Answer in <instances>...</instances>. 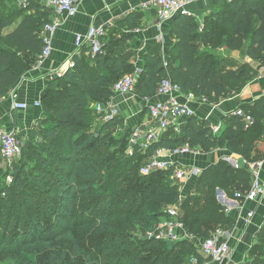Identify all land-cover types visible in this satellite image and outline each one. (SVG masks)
<instances>
[{"label":"trees","instance_id":"obj_1","mask_svg":"<svg viewBox=\"0 0 264 264\" xmlns=\"http://www.w3.org/2000/svg\"><path fill=\"white\" fill-rule=\"evenodd\" d=\"M14 4L0 0V100L36 65L45 48L41 32L53 23L50 10L38 0L27 8ZM170 33L176 42L165 59L155 53L146 56L136 94L151 99L161 81L170 78L184 94L219 102L240 93L254 77L249 63L223 58L221 47L264 65V0H233L216 8L203 25L180 15ZM122 44L114 38L105 42L92 68L75 56L74 67L49 84L41 99L43 116L22 152L36 167L30 172L25 164L16 166L4 197L0 192V259L12 264H190L193 258L202 264L190 240L169 249L165 241L138 239L136 234H147L176 206L180 221L197 239L235 227L216 192L234 197L251 190L247 164L264 136V98L240 109L252 117V125L234 116L215 135L209 121L192 117L179 132H165L144 154L129 156L128 131H120L123 120L100 121L93 109L96 103L110 102L113 86L136 68L133 55L118 54ZM42 144L47 149L39 151ZM186 145L203 152L225 150L243 159L244 166L234 169L220 161L207 168L198 174L197 197L180 204L173 170L144 176L141 168L158 150ZM2 169L0 150V174ZM251 252L257 256L248 264H264V227Z\"/></svg>","mask_w":264,"mask_h":264},{"label":"crops","instance_id":"obj_2","mask_svg":"<svg viewBox=\"0 0 264 264\" xmlns=\"http://www.w3.org/2000/svg\"><path fill=\"white\" fill-rule=\"evenodd\" d=\"M151 0H79L80 11L77 17L70 18L64 15L55 16L51 13L53 23L58 27L53 35L52 54L39 65H34L22 78L20 83L3 100L0 106V125L14 129L21 137L23 143L34 138L38 122L41 119V108L31 107L27 112L13 109L14 98L20 102L32 103L44 96L51 82L58 79L69 68V64L75 56L81 57L89 64L90 68L95 63L89 57V50L83 47L77 49L75 38L77 35H85L92 27H105L106 34L103 42L110 39L123 40L118 54L133 55L132 62L136 67L143 69L144 61L149 53H155L164 59L176 40L170 33L172 21L183 13H178L170 21L161 22L154 7H150ZM233 0H197L186 7V14L195 18L203 25L205 19L212 12ZM137 21V25L132 27ZM20 21L15 23L6 34L14 31ZM218 53L225 59L235 60L238 63L247 62L254 71V77L240 93H230L219 102H210L207 98H195L191 103L194 117L200 121H209L211 126H225L232 124L234 113L244 106H253L264 98V65L253 62L249 58H243L241 52L229 51L221 47ZM160 97L151 99L140 98L136 92L129 96H117L113 102L118 106L119 117L123 120L121 132H129L136 126L150 123L148 117V105L160 100ZM191 118H185V124ZM264 126V121L262 122ZM118 130L117 133H120ZM228 155L225 150L217 149L203 152L198 156L189 155L173 158L178 167H184L190 173L183 189L181 190L180 204L188 197L196 198L195 191L198 174L207 168L222 161ZM263 163L260 170V179L264 187V136L255 147L250 163L251 166ZM199 171L198 174H194ZM217 200L223 207L226 215L235 221L233 229L220 228L216 232L223 231L225 239L233 248V263L248 264V254L254 247L258 235L264 227V197L254 201L239 200L228 197L222 190L216 192ZM253 213L250 219L249 214ZM222 229V230H221ZM186 232L189 234L188 230ZM215 232V233H216ZM197 245L201 239L189 235L188 239ZM200 254V251H199ZM201 256V254H200ZM203 264H217L207 260L203 256Z\"/></svg>","mask_w":264,"mask_h":264},{"label":"built area","instance_id":"obj_3","mask_svg":"<svg viewBox=\"0 0 264 264\" xmlns=\"http://www.w3.org/2000/svg\"><path fill=\"white\" fill-rule=\"evenodd\" d=\"M17 4L23 8L30 5L31 0H15ZM44 8L50 10L55 16L64 15L70 18L78 16L80 11L79 0H38ZM197 0H151L150 7H154L157 11V16L161 22L170 21L178 13L186 14V7L195 3ZM58 27V24H47L42 32L41 38L44 40L45 48L43 53L38 57L37 63L41 65L45 59L52 54L53 35ZM106 34L105 27H92L85 35H77L75 38V45L77 49L81 50L83 47L88 48L89 57L95 60L103 50V37ZM74 64H69L68 68H73ZM142 69L136 67L134 74H129L121 78L112 88L114 97L107 104L96 103L93 106L100 121L108 122L116 117H119L120 110L113 102L117 96H129L135 93L136 84ZM63 75V74H61ZM157 97L154 103L148 105V117L150 123L136 126L129 132L128 140L129 146L127 153L129 156H135L138 153H145L151 144L160 140L165 132L170 129L176 132L180 131L183 125L182 120L185 118L194 117L195 113L190 103L196 98L193 94H184L180 87L176 85L170 78H165L161 81ZM4 99L0 100V106ZM41 100H35L32 103L20 102L14 98L13 109L20 112H27L31 106L41 108ZM235 116L243 118L249 125H252L253 120L251 116L246 115L243 110H237ZM222 130L221 125L212 127L215 135ZM24 143L21 137L14 129H9L6 126L0 125V150L1 158L4 162L12 164L14 160L22 156ZM203 151L193 149L189 145L177 148L175 150L160 149L156 154L150 158L141 168V174L144 176L150 175L154 172L173 170L171 179L183 189L186 180L190 173L184 167H178L173 158L184 157L189 155L198 156ZM222 161L226 162L234 169H239V159L233 155H226ZM263 163H257L249 166L252 171V187L245 195L236 193L235 199L254 201L259 197H264V187L260 179V170ZM195 171L194 174H198ZM168 218L163 222L157 224L146 234V238L155 239L158 241H171L173 243L188 239L189 235L186 232V227L180 221V213L176 207H169L167 210ZM251 219L253 213L249 215ZM191 236V235H190ZM223 231H219L204 239L200 254L207 260L214 261L217 264H240L233 263V248L225 238ZM193 262L197 263L196 259Z\"/></svg>","mask_w":264,"mask_h":264},{"label":"rangeland","instance_id":"obj_4","mask_svg":"<svg viewBox=\"0 0 264 264\" xmlns=\"http://www.w3.org/2000/svg\"><path fill=\"white\" fill-rule=\"evenodd\" d=\"M13 6L16 7V6H18V5L14 4ZM135 71H136V68H135V70H134L131 74H134ZM42 98H43V96H41L40 100H41ZM40 102L42 103V101H40ZM41 105H42V104H41ZM41 116H43V115H41ZM41 118H42V117H41ZM40 120H41V119H40ZM25 143H26V142H24V145H25ZM42 145H44V146H42L41 149H40L39 151H42V149H44V148L47 149L46 146H47L48 144H42ZM28 155H29V154H27V156H25V157H26L25 159L23 158L24 156H22L21 158H19V159H17V160H14V161L12 162V164H9V163L4 162V161L2 160V168H3V169H2V173L0 174V188H1V191H0V192H2V194H3V189H4V188H7V186H9V184L11 183V181H12V172H13V169H14L16 166L21 165V164H25V165L27 166V168L30 169V172L32 171L31 169H33V168L36 167V162H35L32 158L28 157ZM30 172H29V173H30ZM227 196L230 198V195H229V194H227ZM3 197H4V194H3ZM176 208L178 209L179 213L181 214L180 208L177 207V206H176ZM221 230H222V229H221ZM136 237H137L138 239L146 238V234H145V235H144V233H142V234H136ZM0 240H1V237H0ZM183 240H187V239H183ZM183 240H182V241H183ZM203 240H204V239H201V241L198 242L197 245L195 244L196 249H197L198 251H200V249H201V246H202ZM0 243H1V241H0ZM0 254H1V252H0ZM199 255H200V254H199ZM252 256H253V257L257 256V253H253V252H251V254L249 253V254H248V258H247L248 262L251 261ZM201 258H202V257H201ZM202 259H203V258H202ZM203 260H204V259H203ZM198 261H199V258H198ZM0 264H12V262L10 261V259H7L6 257H4V258H1V259H0ZM190 264H200V263H198V262H197V263L193 262V258H191V259H190ZM202 264H203V263H202Z\"/></svg>","mask_w":264,"mask_h":264},{"label":"water","instance_id":"obj_5","mask_svg":"<svg viewBox=\"0 0 264 264\" xmlns=\"http://www.w3.org/2000/svg\"><path fill=\"white\" fill-rule=\"evenodd\" d=\"M239 165H240V167L244 166V160L243 159H239ZM166 244H167L169 249H172V247L174 246V243L171 241H168Z\"/></svg>","mask_w":264,"mask_h":264}]
</instances>
